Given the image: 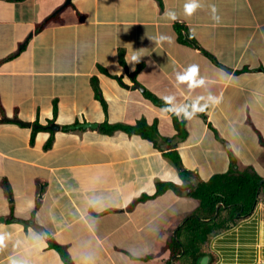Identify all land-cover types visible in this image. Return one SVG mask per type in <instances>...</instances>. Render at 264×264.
<instances>
[{"label": "crops", "instance_id": "1", "mask_svg": "<svg viewBox=\"0 0 264 264\" xmlns=\"http://www.w3.org/2000/svg\"><path fill=\"white\" fill-rule=\"evenodd\" d=\"M65 2L0 0V264H65L55 246L71 264L174 263L192 187L232 168L264 184V0ZM141 121L157 132H100ZM236 215L208 264H264V203Z\"/></svg>", "mask_w": 264, "mask_h": 264}, {"label": "trees", "instance_id": "2", "mask_svg": "<svg viewBox=\"0 0 264 264\" xmlns=\"http://www.w3.org/2000/svg\"><path fill=\"white\" fill-rule=\"evenodd\" d=\"M177 32L179 41L186 44L182 33L183 28L177 27ZM121 64L125 66L123 60ZM139 68H142V65ZM145 96L155 105L159 107L163 106V103L150 93L145 92ZM165 107H168V105L165 104ZM173 120L179 134H185L184 126L178 122L175 115H173ZM143 128L148 130L152 135L157 132L156 127H149L145 121H141L134 126H109L106 124L100 127V132L111 135L116 131H124L128 134H139L147 137L146 130L143 133ZM176 162L178 163V159ZM181 168V176L185 179L189 174ZM261 181L262 178L255 172L248 170L238 172L232 168L227 174L215 176L207 183H199L197 186L192 187L191 196L199 201L200 209L197 215L188 218L184 222L178 230L176 238H173L168 244V249L174 260V263L169 262V264H197L198 260L205 255V245L209 241L210 235L236 223L239 220L235 218L236 214L240 213V215L248 217L253 213L259 202L264 203V184L260 185ZM171 189L176 193L180 191L174 185L161 184L158 185L156 196ZM218 203H223L226 208L220 209L218 217L213 219L214 225L200 220V217L212 220ZM55 248L59 252L63 263L71 264V260L65 251L57 246Z\"/></svg>", "mask_w": 264, "mask_h": 264}, {"label": "clouds", "instance_id": "3", "mask_svg": "<svg viewBox=\"0 0 264 264\" xmlns=\"http://www.w3.org/2000/svg\"><path fill=\"white\" fill-rule=\"evenodd\" d=\"M198 0H186V2L184 3V12L186 14H191L197 7H198ZM212 11H213V19L218 20V17L215 15V6H212ZM165 16H167L169 19H175L176 18V14L174 11L171 10H167L164 14ZM154 39H157L159 41H165V40H169L170 37H168L165 34H160L157 37H154ZM133 60H136L137 57L133 56L132 57ZM198 71L197 66L196 65H190L187 72H186V76L188 78H192L196 72ZM178 81L182 82L185 79V74H178L177 76ZM198 83H203V78L201 77L198 81ZM165 99H168L167 97H165ZM211 99V97H210ZM13 264H17V262H13Z\"/></svg>", "mask_w": 264, "mask_h": 264}, {"label": "water", "instance_id": "4", "mask_svg": "<svg viewBox=\"0 0 264 264\" xmlns=\"http://www.w3.org/2000/svg\"><path fill=\"white\" fill-rule=\"evenodd\" d=\"M70 3H71V0H66V2H65V4H64V7H68V6L70 5ZM188 41H189L192 45H194L195 47L198 48V45H197L196 43H194V42H192V41H190V40H188ZM137 88H138L139 90L142 91V88L139 87V85H137ZM16 124H18V125H20V126H23V127H30L29 124L18 123V122H16ZM81 127H83V128L97 129L98 126H97V125L86 124V125L81 126ZM49 129H50V130H58V127L55 126V125H51V126H49ZM262 183H264V182H262ZM261 185H262V184H261ZM218 207H219V206H217V210H218ZM236 216L239 217L238 214H237ZM0 221H2L1 218H0ZM36 229H37L39 232H41V234H44V233H45L41 227H38V226H37ZM209 261H210V257H209V256H204V257L200 258V260L198 261V264H208Z\"/></svg>", "mask_w": 264, "mask_h": 264}, {"label": "rangeland", "instance_id": "5", "mask_svg": "<svg viewBox=\"0 0 264 264\" xmlns=\"http://www.w3.org/2000/svg\"><path fill=\"white\" fill-rule=\"evenodd\" d=\"M10 193V192H9ZM7 194H8V192H7ZM11 200H12V197H10V196H8L7 197V201L8 202H11ZM174 238H176V235H174ZM172 240H171V238L169 239V241H168V244L171 242ZM183 253V252H182Z\"/></svg>", "mask_w": 264, "mask_h": 264}]
</instances>
